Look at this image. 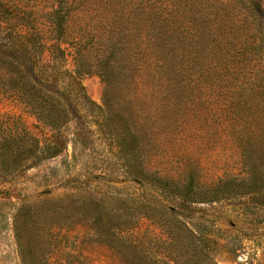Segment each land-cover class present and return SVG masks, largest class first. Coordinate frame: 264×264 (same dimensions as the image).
I'll use <instances>...</instances> for the list:
<instances>
[{"label":"rangeland","instance_id":"1","mask_svg":"<svg viewBox=\"0 0 264 264\" xmlns=\"http://www.w3.org/2000/svg\"><path fill=\"white\" fill-rule=\"evenodd\" d=\"M83 1L71 15L73 28L88 26L108 39L121 21L138 26L134 11L118 0ZM54 2L10 0L0 21V59L36 80L39 51L15 35L41 28ZM256 2L264 54V0ZM220 17L239 24L244 14ZM47 56L50 69L63 59ZM66 64L74 69L72 56ZM212 81L179 94L130 95L128 114L148 141L139 161L154 174L138 179L126 172L112 139L118 117L104 118L105 81L82 76L90 103L72 101V120L61 131L66 150L0 179V264H264V87H238L248 78ZM172 96L180 100L175 107L167 104ZM117 103L107 111H118ZM17 119L41 145L51 135L0 90V121ZM250 140L257 143L253 173L244 152ZM141 203L174 212L178 227L145 216ZM24 206L30 215L19 214Z\"/></svg>","mask_w":264,"mask_h":264},{"label":"trees","instance_id":"2","mask_svg":"<svg viewBox=\"0 0 264 264\" xmlns=\"http://www.w3.org/2000/svg\"><path fill=\"white\" fill-rule=\"evenodd\" d=\"M8 2L0 0V21ZM83 2L55 0L41 28L17 31L15 37L22 46L32 44L39 51L38 80L18 63L0 59L1 92L22 104L38 124L51 131L41 145L22 120L0 121V179L66 150L61 131L72 120V101L77 98V102L90 103L79 83L82 76L97 74L105 81L104 118L109 123L118 117V130L111 131L112 139L126 172L138 179L141 175L154 174L139 161L147 154L148 141L134 124V115L128 114L130 95L142 96L154 91L179 94L187 88L212 85L209 82L216 78L230 82L231 78H248L246 86L238 87L252 91L264 87V54L259 44L262 19L256 0H118L121 8L134 11L139 23L128 26L121 21V26L110 31L108 39L88 26H69L73 11ZM238 13L244 14L239 24L221 23V15ZM53 53L63 59L54 61L50 69L43 61L48 59L47 54ZM66 56H72L73 70L67 68ZM114 91H118V99ZM179 101L172 96L167 104L175 107ZM115 102L118 111L111 114L107 110H113ZM256 144L250 140L244 148L251 161L248 173L259 168L254 158ZM141 207L145 216L157 217L171 230L173 225L178 227L174 212L146 203H141ZM24 210L25 206L19 214H31L23 213ZM17 233H20L19 225Z\"/></svg>","mask_w":264,"mask_h":264}]
</instances>
